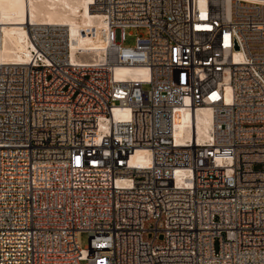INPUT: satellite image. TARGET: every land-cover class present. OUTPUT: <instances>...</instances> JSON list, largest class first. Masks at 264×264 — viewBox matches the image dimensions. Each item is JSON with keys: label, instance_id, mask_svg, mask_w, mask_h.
I'll list each match as a JSON object with an SVG mask.
<instances>
[{"label": "built area", "instance_id": "1", "mask_svg": "<svg viewBox=\"0 0 264 264\" xmlns=\"http://www.w3.org/2000/svg\"><path fill=\"white\" fill-rule=\"evenodd\" d=\"M91 7L103 52L27 24V61L0 62V264H264V0ZM202 106L209 136H176Z\"/></svg>", "mask_w": 264, "mask_h": 264}, {"label": "bare ground", "instance_id": "2", "mask_svg": "<svg viewBox=\"0 0 264 264\" xmlns=\"http://www.w3.org/2000/svg\"><path fill=\"white\" fill-rule=\"evenodd\" d=\"M93 0H0V62H26L29 55L27 24H57L67 28L71 56L84 58L104 51L109 42V28L100 12L91 7ZM80 20L81 25L79 27ZM120 77L147 78L143 66H124L116 70ZM119 109L114 111L117 116ZM212 125L207 106L184 110L175 121L176 136L205 139ZM137 151L135 158L143 157Z\"/></svg>", "mask_w": 264, "mask_h": 264}, {"label": "rangeland", "instance_id": "3", "mask_svg": "<svg viewBox=\"0 0 264 264\" xmlns=\"http://www.w3.org/2000/svg\"><path fill=\"white\" fill-rule=\"evenodd\" d=\"M77 22L79 23V27L82 26L80 20H78ZM130 33H132V34H130ZM137 33L145 34L146 30L145 29L136 30V29H130V28L125 29L124 39L122 40V45L133 46L135 44V37H136ZM85 56H87V58H88V57H91L93 55L87 54ZM82 57H83V55H82ZM148 87H149V85H147V84L143 85L144 89H146ZM80 241H81V245L85 246L87 243V235L82 234L80 236Z\"/></svg>", "mask_w": 264, "mask_h": 264}]
</instances>
